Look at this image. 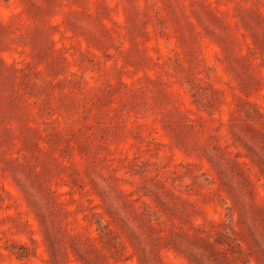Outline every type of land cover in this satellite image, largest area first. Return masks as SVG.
<instances>
[{"label":"rangeland","instance_id":"rangeland-1","mask_svg":"<svg viewBox=\"0 0 264 264\" xmlns=\"http://www.w3.org/2000/svg\"><path fill=\"white\" fill-rule=\"evenodd\" d=\"M0 264H264V0H0Z\"/></svg>","mask_w":264,"mask_h":264}]
</instances>
